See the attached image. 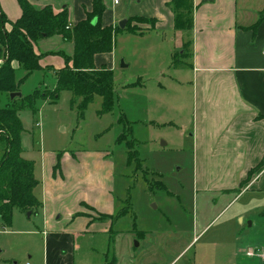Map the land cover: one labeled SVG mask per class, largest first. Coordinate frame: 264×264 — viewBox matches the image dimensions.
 Listing matches in <instances>:
<instances>
[{
    "label": "rangeland",
    "instance_id": "1",
    "mask_svg": "<svg viewBox=\"0 0 264 264\" xmlns=\"http://www.w3.org/2000/svg\"><path fill=\"white\" fill-rule=\"evenodd\" d=\"M148 1L115 5L104 0L102 22L118 23L135 11H148ZM147 38L120 28L111 52L98 58L113 72L109 111H103L99 96L85 107L66 90L54 97L51 69L34 71L20 85L23 96L37 88L44 95L31 107L18 108L21 155L33 163L39 181L34 194L41 205L29 215L15 208L10 225L0 226V264H42L44 233L75 230L71 240L79 264H264V193L238 187L197 191L191 102L186 93L180 102L174 99L180 94L169 78L183 67L168 60V45L157 50ZM165 63L166 79L156 72ZM23 75L16 70L17 78ZM180 81L183 92L187 86L184 78ZM9 99L0 94V108ZM165 103L178 107L163 111ZM4 148L0 141V159ZM53 185L60 196L53 197ZM80 194L90 204L104 199L102 212L79 201Z\"/></svg>",
    "mask_w": 264,
    "mask_h": 264
},
{
    "label": "crops",
    "instance_id": "2",
    "mask_svg": "<svg viewBox=\"0 0 264 264\" xmlns=\"http://www.w3.org/2000/svg\"><path fill=\"white\" fill-rule=\"evenodd\" d=\"M169 1L149 0L150 10H138L128 17L155 18V28L143 31L140 36H148L157 50L168 45V60L175 59L177 53L179 55L176 63L183 69H173L174 76L169 78L173 89L175 85L180 94L174 99L180 102L186 93L191 102L189 136L192 139L197 191L224 193L238 187L244 192L264 193V0H193L192 29L187 32L174 29L173 13L166 6ZM29 2L36 8L45 5H51L55 11L66 8L70 26L83 20L92 9V0ZM0 9L12 21L21 15L17 0H0ZM102 19V26L115 27L119 23L105 24ZM66 47L71 50L68 52ZM72 49V42H65L57 35L43 38L35 45V50L43 54L58 51L71 54ZM99 57L101 54L94 56L96 67L104 65ZM56 59L58 62L55 64L53 61ZM40 63L50 66L52 72L48 68L46 70L53 75L64 61L60 55L48 54ZM165 68L166 63L165 67L163 65L156 70L158 77L166 79L163 75ZM180 70L185 71L181 74ZM181 78L185 79L187 86L183 92ZM158 85L162 87L161 82ZM175 107L178 105L166 104L163 111L174 110ZM86 180L83 177L82 185ZM52 194L53 197L60 196L61 190L53 185ZM77 196L79 201L86 202L97 212L105 206L104 199L90 204L82 194ZM103 214L111 215L107 210ZM261 214L264 215V210ZM75 231L44 233L42 264H79L74 259L75 240H71Z\"/></svg>",
    "mask_w": 264,
    "mask_h": 264
},
{
    "label": "trees",
    "instance_id": "3",
    "mask_svg": "<svg viewBox=\"0 0 264 264\" xmlns=\"http://www.w3.org/2000/svg\"><path fill=\"white\" fill-rule=\"evenodd\" d=\"M17 1L21 15L14 21L9 20L0 9V54L3 52L0 94H6L9 99L11 93L20 91V85L31 73L50 69V66L41 65L42 54L35 50V45L43 38L57 35L65 42H72L73 49L71 54L62 51L48 53L60 55L64 61L63 66L54 71L53 96L57 98L61 91H69L81 98L84 107L99 96L103 100V111L111 110L114 104L113 72L104 65L96 67L94 56L111 52L114 34L120 28L102 26L101 17L105 11L103 0H92L91 11L72 26L66 8L55 11L51 5L36 8L29 0ZM166 6L173 13L176 31L192 29L193 0H170ZM131 21L135 24L127 20L125 28L139 34L154 29L157 23L155 18L142 16L132 17ZM139 21L149 23V26H135ZM173 63H176L174 58ZM17 69L24 72L21 78L16 76ZM42 97L44 95L37 88L30 94L9 99L0 108V141L5 142L0 159L1 227L10 225L15 208L31 213L41 205L34 194L39 181L34 176L33 163L21 155L22 125L18 108L31 107Z\"/></svg>",
    "mask_w": 264,
    "mask_h": 264
},
{
    "label": "water",
    "instance_id": "4",
    "mask_svg": "<svg viewBox=\"0 0 264 264\" xmlns=\"http://www.w3.org/2000/svg\"><path fill=\"white\" fill-rule=\"evenodd\" d=\"M207 1H211V0H207ZM126 23H127V20H126V19H122V20H120L119 23H118L119 28L124 29ZM120 66H121V67H125V64H123V62H122ZM20 96H21V93H20V92H15V93H11V94L9 95V98H10V99H13V98H15V97H20ZM29 214H30V212H28V215H29ZM134 246H135V247H138L139 245H138L137 242H135V243H134Z\"/></svg>",
    "mask_w": 264,
    "mask_h": 264
},
{
    "label": "built area",
    "instance_id": "5",
    "mask_svg": "<svg viewBox=\"0 0 264 264\" xmlns=\"http://www.w3.org/2000/svg\"><path fill=\"white\" fill-rule=\"evenodd\" d=\"M113 4H118L119 0H112ZM263 51H264V48H263ZM1 62V61H0ZM250 252H248L247 254L248 255H251V250H249ZM263 257H264V253H263Z\"/></svg>",
    "mask_w": 264,
    "mask_h": 264
}]
</instances>
